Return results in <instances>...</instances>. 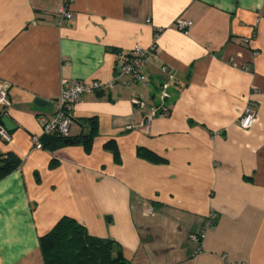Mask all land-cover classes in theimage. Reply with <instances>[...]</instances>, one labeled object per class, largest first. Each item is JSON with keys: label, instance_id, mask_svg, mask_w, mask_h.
<instances>
[{"label": "crops", "instance_id": "crops-1", "mask_svg": "<svg viewBox=\"0 0 264 264\" xmlns=\"http://www.w3.org/2000/svg\"><path fill=\"white\" fill-rule=\"evenodd\" d=\"M64 2L0 0L15 125L0 157L21 160L0 176V264H43L39 238L63 217L129 264H264V0H74L61 20ZM138 45L155 46L147 86L118 77ZM63 79L109 86L74 103L68 143L37 149Z\"/></svg>", "mask_w": 264, "mask_h": 264}, {"label": "built area", "instance_id": "built-area-1", "mask_svg": "<svg viewBox=\"0 0 264 264\" xmlns=\"http://www.w3.org/2000/svg\"><path fill=\"white\" fill-rule=\"evenodd\" d=\"M74 0H65L64 4L59 8L58 14L60 19H70L72 18V13L70 5ZM175 25L178 29L184 33H188L192 25L191 20L179 17L175 21ZM246 44L250 43V39H244ZM155 46L153 45L149 49L143 48L141 46H135L128 56H126L118 67V77L126 76L129 78L130 82H136L143 86L148 85L146 75L144 73V67L148 60V54L153 50ZM107 84H102L100 82L86 83L78 80H62V90L61 95L58 100V110L51 116L47 117L41 115L38 121L41 126L40 135L33 136V142L37 149L43 148V144L40 141L42 135H52L57 134L62 137H67L69 134L70 125L72 122L70 111L75 102L86 93H92L96 90H104L108 87ZM8 83L0 81V137L6 141H10V132L6 130L2 123V119L7 116L8 109L10 108V100L8 97ZM166 97L165 93L163 94ZM134 103L142 111H146L147 104L143 99L142 95H137L134 97ZM168 115L169 111L163 107L159 106L154 109L151 113H146V121L149 123L151 117L155 114ZM255 110L251 107H246L243 114L239 118V123L241 127L248 129L252 127L256 120Z\"/></svg>", "mask_w": 264, "mask_h": 264}, {"label": "trees", "instance_id": "trees-1", "mask_svg": "<svg viewBox=\"0 0 264 264\" xmlns=\"http://www.w3.org/2000/svg\"><path fill=\"white\" fill-rule=\"evenodd\" d=\"M90 135H81L73 142L88 143L97 129L93 121ZM43 147L53 149L64 144L65 138L57 135H42ZM20 158L10 152L0 157V176L20 166ZM43 264H129L122 247L113 240L91 236L86 229L71 217L61 218L45 235L39 238Z\"/></svg>", "mask_w": 264, "mask_h": 264}, {"label": "water", "instance_id": "water-1", "mask_svg": "<svg viewBox=\"0 0 264 264\" xmlns=\"http://www.w3.org/2000/svg\"><path fill=\"white\" fill-rule=\"evenodd\" d=\"M42 102H43V101H41V100H38V101H37L38 104H40V103H42ZM2 123H3L4 127L6 128V130H7L8 132H11V131L15 128L14 123H13L8 117H4V118L2 119ZM69 141H70V140L68 139V140L65 141V143H68Z\"/></svg>", "mask_w": 264, "mask_h": 264}]
</instances>
